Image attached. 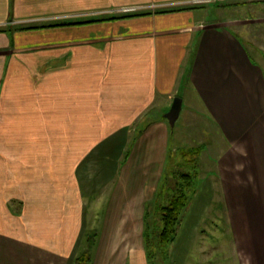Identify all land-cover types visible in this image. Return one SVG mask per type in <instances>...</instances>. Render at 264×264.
Masks as SVG:
<instances>
[{
	"label": "crops",
	"instance_id": "1",
	"mask_svg": "<svg viewBox=\"0 0 264 264\" xmlns=\"http://www.w3.org/2000/svg\"><path fill=\"white\" fill-rule=\"evenodd\" d=\"M188 1L0 0V264L48 261L33 246L23 254L24 240L55 241L49 227L65 221L58 196H90L74 182L102 154L133 144L132 173L136 164L164 159L165 112L176 96L183 98L186 126L200 114L207 132L214 129L227 148L246 152L245 173L230 177L250 179L256 199L264 198V68L244 31ZM150 4L178 5L112 11ZM87 11L94 14L65 17ZM146 176L134 196L139 214L151 185ZM223 187L231 196L227 180ZM80 200L74 213H82ZM257 208L263 220L264 203ZM229 210L239 219V245L248 248L242 264H264V224L246 231L244 218L233 205Z\"/></svg>",
	"mask_w": 264,
	"mask_h": 264
},
{
	"label": "rangeland",
	"instance_id": "2",
	"mask_svg": "<svg viewBox=\"0 0 264 264\" xmlns=\"http://www.w3.org/2000/svg\"><path fill=\"white\" fill-rule=\"evenodd\" d=\"M125 7L128 6L112 11L123 10ZM171 7L173 5L164 8ZM204 8L210 15L216 13L215 16H224L223 20H230L235 29L244 31L249 52L264 68V0L218 1L212 5L206 4ZM91 12L65 17L94 14ZM204 12L206 13V10L202 9L201 13ZM195 120L196 123L188 127L182 116L175 126H171L166 119L169 124L166 157L154 163L155 157L144 164H136L134 167L137 171L134 173L129 170L133 164H130L133 144L124 149L118 148L116 155L102 154L100 158L103 161L89 166L86 173L79 172V180L88 179L89 182H74L82 188L80 193L86 194L89 191L90 196L83 195L84 197L80 198L75 192L73 194V191L68 198L66 193L64 198L58 196L57 203L61 200L65 202V221L64 226L59 221L53 229L49 227L48 236H52L55 241L41 246L36 241L32 243L30 239H25L27 244L22 247L23 254L31 253L32 246L38 248L35 252L41 250L42 255L48 258L43 264H77L78 257L88 252L91 254L92 264H242L247 259L248 248L245 244L239 245L237 229L235 230V227H240L239 219L235 221L229 204L234 206L237 216L244 218V228L248 231L251 224L254 227V223L260 222L256 228L264 224V218L259 219L260 212L257 210V206L264 203V198L256 199V188L250 179L240 180V177H235L238 179L235 180L230 177L234 170L245 173L244 168L248 163L244 154L246 152L241 148L228 149L222 142L221 135L214 129L207 132L210 126L205 124L202 115L198 114ZM201 122H204V127L199 125ZM139 134L140 132H137V136ZM181 137L182 141L179 140ZM199 146H204L205 149L201 154L193 150L188 155L189 158L184 160L182 148ZM152 171H155V179L152 177ZM128 172L131 175H128ZM247 172L251 171L248 169ZM147 173L152 179L148 178L147 181L151 185L145 191V208L150 212L149 222L152 224L155 221L152 213L157 210L156 204H166L170 196L179 189L183 180L181 173L194 175L188 190L195 192L183 212L175 240L165 248L164 254L158 252L151 261L145 245L144 214L133 210L135 194L143 184H147L141 176L147 177ZM225 180L230 185L231 196L225 194ZM135 185H139L137 190ZM79 200L84 204L82 213H74ZM237 201L239 206L235 205ZM56 215L62 220L61 213H54V216ZM93 233L96 236L91 240V246L89 235ZM41 234L43 239L40 229L39 237ZM29 235L31 238L30 232ZM16 260L18 261L17 258L15 262ZM4 262L14 264L12 259H5Z\"/></svg>",
	"mask_w": 264,
	"mask_h": 264
},
{
	"label": "trees",
	"instance_id": "3",
	"mask_svg": "<svg viewBox=\"0 0 264 264\" xmlns=\"http://www.w3.org/2000/svg\"><path fill=\"white\" fill-rule=\"evenodd\" d=\"M200 6L205 7L206 5ZM187 8L194 7L189 6ZM89 21L92 20H87L86 22ZM76 23L78 22L69 21L65 22V25ZM193 150L197 151L198 154H201L205 149L204 146L182 148L181 154L184 156V160H187L189 158L188 155L190 154V152H193ZM180 176L183 177V180L181 181L180 186L178 187L179 189L176 190L175 193L170 196L168 202L162 206L156 204L157 210L155 209V213H152L155 218L153 224L149 222V218L151 217V215L148 208H145L144 220L146 226L144 229V236L146 240L145 245L148 251L147 255L150 261L152 260V258L155 257L158 252L164 254L165 248H167L169 244L175 240L183 212L187 208V205L189 204L192 199V196L195 193L193 190H188V188H190L189 184L192 181V177H194V175H192L191 173H181ZM95 236V233L89 235L90 245L92 244L91 240L95 239ZM91 246L89 247L90 250ZM77 264H92L90 252L86 253V255H80L78 257Z\"/></svg>",
	"mask_w": 264,
	"mask_h": 264
},
{
	"label": "built area",
	"instance_id": "4",
	"mask_svg": "<svg viewBox=\"0 0 264 264\" xmlns=\"http://www.w3.org/2000/svg\"><path fill=\"white\" fill-rule=\"evenodd\" d=\"M218 1H226V0H190V1L185 2V3H190V4H193V5H206V4L215 3V2H218ZM168 5L169 4H150V5L146 6V7H143V6H128V7H125L123 10L119 9L118 12L126 14V13L136 12V11L142 9V8H148V7L149 8H158V7H165V6H168ZM176 5H178V4H176ZM176 5H173V6H176Z\"/></svg>",
	"mask_w": 264,
	"mask_h": 264
},
{
	"label": "water",
	"instance_id": "5",
	"mask_svg": "<svg viewBox=\"0 0 264 264\" xmlns=\"http://www.w3.org/2000/svg\"><path fill=\"white\" fill-rule=\"evenodd\" d=\"M182 109H183V98L181 96H176L174 98L170 110L166 114V118L169 120L171 126H175L176 121L180 117Z\"/></svg>",
	"mask_w": 264,
	"mask_h": 264
}]
</instances>
